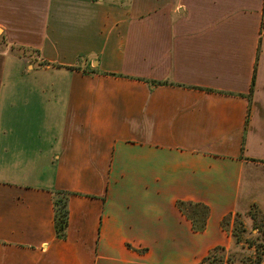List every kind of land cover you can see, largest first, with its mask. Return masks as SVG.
Returning a JSON list of instances; mask_svg holds the SVG:
<instances>
[{
	"label": "crops",
	"instance_id": "1",
	"mask_svg": "<svg viewBox=\"0 0 264 264\" xmlns=\"http://www.w3.org/2000/svg\"><path fill=\"white\" fill-rule=\"evenodd\" d=\"M253 208L264 0H0V264H199Z\"/></svg>",
	"mask_w": 264,
	"mask_h": 264
},
{
	"label": "rangeland",
	"instance_id": "2",
	"mask_svg": "<svg viewBox=\"0 0 264 264\" xmlns=\"http://www.w3.org/2000/svg\"><path fill=\"white\" fill-rule=\"evenodd\" d=\"M231 231L233 244L225 252V264L264 262V217L260 210L253 208L247 214H237ZM228 256L230 260H227Z\"/></svg>",
	"mask_w": 264,
	"mask_h": 264
},
{
	"label": "trees",
	"instance_id": "3",
	"mask_svg": "<svg viewBox=\"0 0 264 264\" xmlns=\"http://www.w3.org/2000/svg\"><path fill=\"white\" fill-rule=\"evenodd\" d=\"M179 208L183 211L187 217L192 221L193 228L201 231L205 228L206 220L209 215V209L206 205L198 202L183 201L177 202ZM55 208V229L57 236L64 237L66 235V229L68 226V208H67V194L59 192L54 199ZM230 220V217L223 219V225H226ZM234 236V232H233ZM225 252L226 249L222 246L214 247L210 250L199 264H225ZM230 257L228 256L227 260ZM226 260V262H227ZM230 260V259H229ZM230 262V261H229ZM254 264H262L261 260L256 261Z\"/></svg>",
	"mask_w": 264,
	"mask_h": 264
},
{
	"label": "water",
	"instance_id": "4",
	"mask_svg": "<svg viewBox=\"0 0 264 264\" xmlns=\"http://www.w3.org/2000/svg\"><path fill=\"white\" fill-rule=\"evenodd\" d=\"M262 264H264V262Z\"/></svg>",
	"mask_w": 264,
	"mask_h": 264
}]
</instances>
